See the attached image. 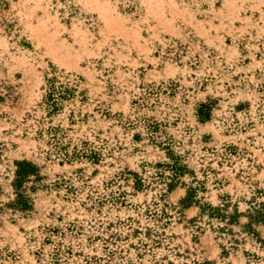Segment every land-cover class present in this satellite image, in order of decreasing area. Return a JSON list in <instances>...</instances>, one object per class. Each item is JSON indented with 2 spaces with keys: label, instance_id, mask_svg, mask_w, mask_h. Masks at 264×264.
<instances>
[{
  "label": "rangeland",
  "instance_id": "1",
  "mask_svg": "<svg viewBox=\"0 0 264 264\" xmlns=\"http://www.w3.org/2000/svg\"><path fill=\"white\" fill-rule=\"evenodd\" d=\"M0 264H264V0H0Z\"/></svg>",
  "mask_w": 264,
  "mask_h": 264
},
{
  "label": "trees",
  "instance_id": "2",
  "mask_svg": "<svg viewBox=\"0 0 264 264\" xmlns=\"http://www.w3.org/2000/svg\"><path fill=\"white\" fill-rule=\"evenodd\" d=\"M50 98V96H49ZM35 168L33 165L27 162H20L17 164V171L15 174L14 187L16 190H21L23 183L28 177L34 175ZM14 207L20 210H26L28 208V198L22 192L17 194V199L13 204Z\"/></svg>",
  "mask_w": 264,
  "mask_h": 264
}]
</instances>
